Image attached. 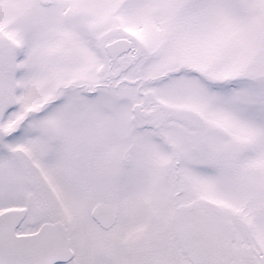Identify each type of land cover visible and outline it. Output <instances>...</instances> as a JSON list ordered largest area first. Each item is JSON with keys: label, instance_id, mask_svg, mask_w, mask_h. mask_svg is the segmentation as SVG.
<instances>
[{"label": "snow or ice", "instance_id": "1", "mask_svg": "<svg viewBox=\"0 0 264 264\" xmlns=\"http://www.w3.org/2000/svg\"><path fill=\"white\" fill-rule=\"evenodd\" d=\"M0 264H264V0H0Z\"/></svg>", "mask_w": 264, "mask_h": 264}]
</instances>
